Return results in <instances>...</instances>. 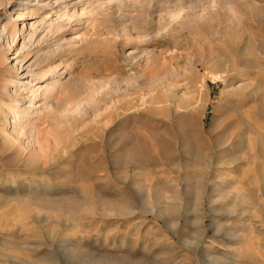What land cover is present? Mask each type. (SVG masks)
Segmentation results:
<instances>
[{"label": "rangeland", "instance_id": "rangeland-1", "mask_svg": "<svg viewBox=\"0 0 264 264\" xmlns=\"http://www.w3.org/2000/svg\"><path fill=\"white\" fill-rule=\"evenodd\" d=\"M27 1L0 0V106L11 102L6 90L29 95L24 70L32 56L48 51L38 42L53 38L51 26L70 24L75 31L58 38L77 44L86 27L85 15L73 17L78 0L67 1L70 17L63 20ZM154 1L120 9L115 0L93 3L95 39L79 43L60 62L75 64L80 99L88 93L97 99L100 89L115 87L108 79L139 74L144 101L138 122L128 114L97 128L78 123L71 143L58 145L49 137L51 148L60 149L46 164H0V264H264V0H228L218 13L203 12L198 6L205 0H195L197 6L181 11L167 6L166 14ZM165 23L171 35L165 38L164 27L159 38L157 28ZM138 38L150 42L144 48L155 56L131 66L128 55ZM246 91L252 94L244 98ZM196 93L201 104L189 115L186 102ZM233 111L244 149H230L226 165L207 168L212 175L197 179L199 167L182 153L186 143L172 136L191 116L194 136L225 140L217 126ZM134 128L142 136L140 161L117 167L112 147ZM46 132L51 134L49 127ZM160 132L170 141V162L163 166L156 154ZM124 146V154L132 155V145Z\"/></svg>", "mask_w": 264, "mask_h": 264}, {"label": "bare ground", "instance_id": "bare-ground-1", "mask_svg": "<svg viewBox=\"0 0 264 264\" xmlns=\"http://www.w3.org/2000/svg\"><path fill=\"white\" fill-rule=\"evenodd\" d=\"M52 1H54V4H52ZM67 1H72V0H28L27 2L31 4L35 3L33 6H38L37 8L35 7L36 11L49 10L50 12L55 13L59 19L63 20L65 18L69 19L70 17L69 11L67 9L72 4L70 5V3H67ZM100 1L101 0H78L74 2V4L72 5V7L74 8L73 17H76V15L86 16L85 19L86 27L84 28V32L83 34L76 36V38L79 39L78 44L79 43L84 44L85 42H88L91 39L92 41L93 39H95L94 38L95 33L93 32L92 25L95 22H97L95 7H97L98 5L95 6L93 3H99ZM115 1H116L115 2L116 8L119 7L120 9L126 5L127 7L135 8L137 6L142 5V3H152L154 0H115ZM154 2L162 3L160 8L162 12H165V14L166 11H168L166 8L167 6L172 7V9L174 7L175 10L178 9L181 11L183 9H186V7L193 8V6H197L196 3H198L195 0H156ZM204 3L205 5L198 6L203 12L205 10H211L210 12L218 13L222 10L227 9L228 7V0H205ZM169 10L170 11L168 17L174 18L172 14L174 11L172 12L171 9ZM187 10L189 11V9ZM189 12H185L186 19L188 18ZM208 12L209 11H207V13ZM125 16L127 15L125 14ZM180 20L181 21L179 22L177 21L178 23H180L179 25H182V23L184 24L185 18ZM205 21H207V19ZM172 24H176V23L175 22L173 23L172 21ZM164 27L167 29L166 31L167 34L166 32L164 33L165 38L166 35L169 34L171 35L172 28L171 26H167V23H165V26L163 27L159 26L157 28L156 34L158 37L160 36L159 35L160 33L163 34ZM152 28L154 27L152 26ZM50 30H52L54 33L53 38H50L51 40L46 39L43 42H38L39 47H41V49L45 48L48 51L45 50L46 52L43 53L39 49V51L42 52L43 54H41L40 52L36 53L34 56H32L31 54L32 57L27 61L28 65L24 70L26 74L25 78L27 82L23 84V87H25V90L29 91V95L23 98V95L22 96L19 94L17 95L15 92L12 93L5 89L6 94L9 96L10 98L9 100L11 102L3 103L0 106V117L3 119V121L1 120L3 123L0 124V134L2 140L0 141V164L3 166H9L15 163H19L20 166L22 165L28 166V164L32 166L46 164L49 157L51 155H54L55 153H58L60 149V148H56V149L51 148L53 145H51L52 142H50L49 137L51 135L55 136L58 140L57 141L58 145L63 143L66 144L69 141L71 143V138L74 136L73 134H77L74 132H77L78 130L77 128L78 123H82L88 129L94 128V125L97 128L100 127V125H102V122L106 120L108 121L112 119L114 120L118 116L121 115L127 116L128 114L129 115L134 114L132 118L135 121V123L138 122L137 119L139 118L138 116L142 109L139 108V103L141 100L144 101L142 96L143 92L141 93V88H142L141 86L143 85V83L141 82V78L139 74H133L131 75V77L128 78H119L120 77L119 76V77H114L112 79H108V81H110L111 86H115V87L112 88L108 85V83H106V86L108 85L109 88L108 86L107 89H103L102 87L103 91L101 89L99 90L101 92L97 91V93L99 92L97 96H99V94L101 93V96H99V98L95 99L94 98L95 94L93 96L92 95L93 93L90 94L88 93V95H85L83 96V98L81 97L80 99V97L78 96L79 84H77V81L79 79L77 80V77L74 75L75 64H73V62L70 61H67L66 63L63 62L64 64L60 62L61 60L63 61L62 58L63 56H65V54L71 53L72 50L77 49L80 46L77 43H74V41L68 43L62 37L58 38L59 35L61 36L66 35L71 31L73 33V31L75 30L71 27L70 24L65 23V21L58 22L57 24L51 26ZM122 35L125 36L126 35L125 32ZM123 36L122 39L125 38V37L123 38ZM30 39L31 40L34 39L33 35L30 36ZM128 39H130V35L128 36ZM143 40L144 41H142L141 39L138 40L137 41L138 45L136 47L133 46L132 48L133 51L128 55L127 62H129L131 66H135L136 64H138L137 61H141L140 57H144V55H146V57L155 56L154 52H150L148 48H144V45H147L150 42L145 41V39ZM141 45H143V48L140 47ZM55 46H56V50H52V48ZM23 68L24 66L20 67V69ZM10 82H9L10 84L14 83L13 81ZM101 83H99V87ZM106 86L104 88H106ZM197 94L198 93H196L190 99L188 98L189 100L186 102V105L190 110V111L188 110L189 115H190L189 112H192L193 110H198V107L201 104V100L199 99L198 97L199 95ZM244 94H245L244 98H246L250 96L252 92L250 93L246 91ZM76 96H78L79 98H77ZM109 98L110 99L117 98V102L113 100L114 103L110 102L111 103L110 104L109 101L111 100H109ZM183 100H186V98ZM104 107L105 110H103ZM189 107L190 108L192 107L191 108L192 110ZM206 107L207 105L204 108L206 109ZM232 107L235 111L236 106H232ZM4 108H7V110L12 113V114L10 113L12 115L11 119L8 117ZM101 109L103 110V112L100 113L99 111ZM234 111L231 114V116L226 117L220 123V125L217 126L218 128H221V131L224 134H226L227 139L225 140H223V138L219 136V138L217 139L210 137L208 141H204L199 137H197V135L194 136L195 132L193 133V130L191 129L194 119L191 118V116L184 117V121L182 120L184 123L182 124L183 127L179 125L182 127L181 130L177 131V133H174V135L172 136V139L181 138L184 141V144L186 143L185 144L186 147L184 146L185 148H182V153L185 156L191 157L194 160L196 167H199L198 168L199 172L195 174L197 179L205 180L212 175V171L207 170V168H212L215 165L218 166L226 165V162L224 161L223 158L225 157V153L228 152L230 149H236L237 145L238 148L244 149L245 146L244 136L240 134V131H242V127L236 131L234 118L235 120H237L235 117L237 115L235 114ZM64 116L66 117L65 128L69 130L66 133H64L62 128L63 124L61 125V121ZM93 117H97V119L98 118L99 119L96 121L93 119ZM214 124H216L215 121ZM46 125L47 127L45 129ZM48 127L50 128L51 134L49 133L47 134V132L49 131L46 132ZM249 131L251 132L252 130L250 129ZM161 132L157 135L158 139H156V154L159 164L163 166L166 164V162L168 163L170 162V161H166L167 159H170L169 155L167 154L169 150L166 151L167 149L166 144H168L170 141H165L164 139L166 138L163 137L164 133ZM140 136H141V131L138 128H134L131 137L127 136L126 133L124 132L121 133V135L118 138L119 141L115 143L114 146L112 145L113 150L116 151V153L115 154L113 153V155L111 156L112 157L111 161L113 162V165L117 167H123L124 165H128V164L133 165L135 163H139L141 158L140 157L141 153L139 149L140 147L138 148L137 144L139 143ZM249 139L254 141L253 137L249 136ZM129 144H131L133 147L132 148L133 154L127 156V154H124L126 149L124 148L125 150L124 151L122 150L124 145L128 146ZM9 152H10L9 155H4V153H9ZM49 152L51 153L54 152V153L49 154ZM236 161H238L237 157L232 158L229 162L233 164ZM203 195L204 193L202 192V194L199 196L200 200H202V198L204 199Z\"/></svg>", "mask_w": 264, "mask_h": 264}]
</instances>
